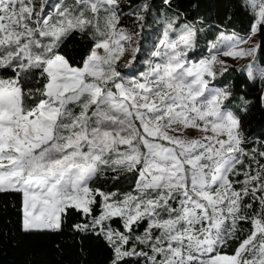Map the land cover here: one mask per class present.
<instances>
[{
	"label": "snow or ice",
	"instance_id": "1",
	"mask_svg": "<svg viewBox=\"0 0 264 264\" xmlns=\"http://www.w3.org/2000/svg\"><path fill=\"white\" fill-rule=\"evenodd\" d=\"M248 5L259 9L254 35L264 0ZM148 9L0 0V193L20 194L25 233L61 232L78 214L85 222L71 230L101 238L107 264H264V141L248 147L231 91L211 86L228 70L221 54L261 45L221 37L222 52L213 43L194 61L200 30L177 14L138 71ZM126 15L140 31L122 25ZM77 33L91 41L80 60L61 52ZM246 71L264 80V67Z\"/></svg>",
	"mask_w": 264,
	"mask_h": 264
},
{
	"label": "trees",
	"instance_id": "2",
	"mask_svg": "<svg viewBox=\"0 0 264 264\" xmlns=\"http://www.w3.org/2000/svg\"><path fill=\"white\" fill-rule=\"evenodd\" d=\"M134 7L142 0H127ZM149 9L144 12V27L138 39L140 53L135 66L143 70L139 61L147 55L159 37L155 23L157 12L171 11L179 14L183 23L195 25L198 31L196 48L190 58L196 61L206 55L207 45L220 32H230L237 36H246L251 32L255 16L243 0H171L165 5L164 0H146ZM162 10V9H161ZM129 9L124 8L127 13ZM172 15V16H174ZM134 17L125 16L122 25L131 31H140ZM256 45H261L255 52L256 61L264 66V27L255 34ZM91 46V41L79 33L70 37L61 52L69 58L80 60ZM231 97H243L249 103L236 111L241 117L242 131L248 137V147H257L264 141V101L258 80L250 81L245 74L232 72L230 78ZM264 150V149H262ZM112 181L105 185L110 187ZM99 186V184L97 185ZM121 190H129L127 185L118 184ZM21 197L18 193H0V264H107L110 250L104 241L91 233H75L70 225L85 222L76 213H70L68 223L61 232H31L21 230ZM118 221L114 226H118ZM247 227V225H245Z\"/></svg>",
	"mask_w": 264,
	"mask_h": 264
},
{
	"label": "rangeland",
	"instance_id": "3",
	"mask_svg": "<svg viewBox=\"0 0 264 264\" xmlns=\"http://www.w3.org/2000/svg\"><path fill=\"white\" fill-rule=\"evenodd\" d=\"M243 2L252 12L254 11L255 20H256L257 19V13H258L259 9L257 8L254 10L253 8H251L248 5V0H243ZM161 9L157 12V17L155 18V23H157V25H158L159 37L161 36V33L163 31L164 22L168 18L173 17L172 15H174L171 13V11L164 10L165 9L164 6H162ZM184 23L182 20L179 19V24H184ZM233 35H235V34L230 33V32L229 33L228 32H220L217 35V37L207 45V49H206L207 53L205 56H203V58L208 57L210 55V53H212L214 51L213 49H211V44L218 43V39L221 37L228 38V37H232ZM235 36H237V35H235ZM159 37H157L156 41L158 40ZM237 37H242V38H245L247 40V43L241 45L242 47L248 48V47H255V45H256V35L255 34L252 35L251 32L246 36H237ZM133 47H135V45H133ZM218 47L221 49V52H222L223 51V44L218 43ZM152 49H153V46H150V48L147 50L146 57L144 59H141V61H139L140 64H142V62L148 58V53ZM127 58L130 59V55H128ZM219 58L226 62L227 66H228V70L226 72H224L223 75H217L216 79L214 81H212L211 86L215 87V88L227 87L230 90V78H231L232 72H234V71L236 73H243L248 78L247 71H246V65H248L249 63H253L254 66L264 67V66H261L257 63L255 53L253 54V56L243 57V58L225 57L221 54L219 56ZM199 59H202V58H199ZM199 59H197V60H199ZM216 67L219 68V65H217ZM125 71H127V70H125ZM255 80H258L260 82L261 89H262V96L264 97V80H261L259 78L255 79ZM255 80H250V81H255ZM241 98H243V97H241V96L240 97H234V98L230 97L229 100L225 102L227 108L234 111V112H236L238 109L242 110L246 106V104L244 103V101H246V100L244 98L243 99H241Z\"/></svg>",
	"mask_w": 264,
	"mask_h": 264
},
{
	"label": "crops",
	"instance_id": "4",
	"mask_svg": "<svg viewBox=\"0 0 264 264\" xmlns=\"http://www.w3.org/2000/svg\"><path fill=\"white\" fill-rule=\"evenodd\" d=\"M253 14H254V16H255V13H254V11H253ZM254 23H255V20H254ZM219 34V33H218Z\"/></svg>",
	"mask_w": 264,
	"mask_h": 264
}]
</instances>
